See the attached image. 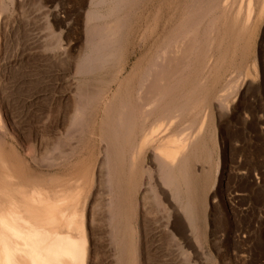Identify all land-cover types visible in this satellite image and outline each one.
Segmentation results:
<instances>
[{"label": "rangeland", "instance_id": "rangeland-1", "mask_svg": "<svg viewBox=\"0 0 264 264\" xmlns=\"http://www.w3.org/2000/svg\"><path fill=\"white\" fill-rule=\"evenodd\" d=\"M91 1L0 0V177H4L7 182L5 187L8 193L11 191L10 197L15 194L20 199L26 197L27 201L30 200L28 205L37 207L38 210L37 208L35 210L39 212L45 210V204L34 201L33 198L38 200L48 198V203L55 205V211L60 207L59 211L67 204L69 207L73 205L74 211L78 212L76 215L71 214L77 224L75 230L51 235L39 234L36 240L40 241L39 237L43 240L36 241L35 245L40 246V249L52 243H55V246L58 243L74 245L75 250L79 249V262L82 264H188L189 262V264H264L262 0H251L253 16L240 38V41L244 39L241 42L236 41L228 32L237 9L242 10V7L245 9V6L247 9L249 0H129L128 3L126 0H121L118 8L112 6L114 0ZM111 1L113 2L110 3ZM227 2L229 4H226ZM90 9L93 13L89 11ZM246 9L241 12L244 14ZM94 11L97 13L95 14ZM116 12L117 15L119 14L117 19L119 35L116 38L118 55L105 68L98 67L96 70L88 71L87 65L95 55L93 50L96 51L98 45V39L92 33L93 29L100 24V19L102 24L104 19L109 20L114 16L117 18ZM98 14L100 19H97ZM204 14H209V20L205 23L198 21L195 31L189 32L192 24L194 25V22ZM237 22L240 28V19ZM212 23L215 25V31L211 30ZM175 25L183 28L177 35V40H184L183 45L191 44L192 37L196 40L194 43L196 52H193L191 58L192 66L185 69L186 71L182 69L183 73L179 75L183 78L179 85L180 91H186L190 87V79L194 78L197 86L201 85L202 88L209 86L210 89L209 94L200 92L196 97L200 104L198 108L200 112H196L195 115L184 114L176 124L178 127L175 125L177 130L186 129L187 133L198 129L202 120L208 118L204 122V126L206 124L207 126L202 130L201 142L199 141L201 144L198 150H194L196 153H192L187 171L181 174L183 183L180 187L179 199H182V202L176 203L178 210L176 207L175 212L172 213L171 210L172 216L168 212L170 208L167 206V201L160 196L161 192L156 187L158 172L155 171L153 174L148 172L147 162L142 164L146 165L144 169L140 163L135 164L138 171L135 191L132 195L123 194V180L131 164L128 160L129 143L122 142L120 148L123 150L122 157L120 156L123 170L119 168V162H114L116 153L109 150L113 144L109 130L101 126L105 116V102L109 95L100 91L111 83L113 91H121L119 97L127 96L126 91L136 87L139 72L155 60L160 53L159 49L174 43L171 34ZM221 43L222 47L218 45ZM90 47L93 49L91 50ZM224 55H226L224 67L220 70L218 79L213 82L212 75L206 69L212 68L216 61L217 64H222ZM227 60L230 62L228 63ZM82 62H85L84 66ZM126 68L127 72H125ZM200 69L205 70V74L204 72L198 74ZM78 72L81 75L78 76ZM103 77L104 79L107 77V81L102 80ZM112 81L118 84L114 85ZM89 86L91 88H87ZM93 92L95 93L91 94ZM133 95L134 93L130 94L131 101L135 99ZM219 97L226 99L227 109L221 107ZM116 98H118L117 94L115 100ZM183 100V97L178 98L176 103L184 104L186 101ZM169 107L172 108V104H169ZM76 108L78 110L75 114ZM79 114H83L85 120ZM78 116L81 118L78 119ZM154 117L149 121L148 129ZM73 118L74 121L77 118L75 122L72 121ZM166 125L167 123L163 121L161 128L164 129ZM140 130V128L136 129L138 133ZM149 156H153V153H149ZM163 176L159 178L162 182ZM17 187L20 190L15 189L14 192L13 188ZM110 189L113 192H109ZM161 189L164 192L168 190L166 194L169 192L170 195H167L169 199L175 197L172 185H162ZM17 190L20 191L19 195ZM24 192L30 198L24 197ZM112 193L115 195L113 196ZM62 203L64 205L61 207ZM187 203L194 215V226L189 224L183 209ZM108 204L114 206L108 207ZM40 206L43 208L41 211ZM103 206L105 208L107 206L109 211L105 209L104 213ZM55 211L54 213L58 214ZM113 212L116 215L112 216ZM66 237L69 240H66ZM54 239L56 242H52ZM186 255H189L188 260Z\"/></svg>", "mask_w": 264, "mask_h": 264}, {"label": "bare ground", "instance_id": "bare-ground-1", "mask_svg": "<svg viewBox=\"0 0 264 264\" xmlns=\"http://www.w3.org/2000/svg\"><path fill=\"white\" fill-rule=\"evenodd\" d=\"M93 1V0H92ZM91 1V2H92ZM95 1V0H94ZM104 2H106L105 0H102ZM108 1V0H107ZM120 1L121 0H114L111 1L110 3H112V6H114V8H118L120 7ZM127 1V2H126ZM125 2L128 3L129 0H126ZM132 1V0H130ZM136 1V0H135ZM195 1V0H194ZM199 1V0H198ZM203 1V0H202ZM220 1V0H219ZM96 2H99L96 0ZM104 2H102V4H104ZM124 2V1H123ZM214 2V1H213ZM220 3V2H219ZM240 3V2H239ZM251 0H249L247 9L245 6V13L243 14L241 11L245 10L242 7L241 9H237L234 20L231 21L230 23V28L228 32V34H231L232 36L235 37L236 41H240L241 36L243 35V32L245 29H247L246 27L249 25L250 20L252 18V8H251ZM259 3V2H258ZM90 4V3H89ZM97 4V3H96ZM100 4V3H99ZM97 4V5H99ZM226 4H229V2H227ZM101 5V4H100ZM110 6V7H112ZM123 5H121L122 7ZM201 6V5H200ZM199 6V7H200ZM228 6V5H227ZM233 6V5H232ZM231 6V7H232ZM244 6V5H243ZM253 6V5H252ZM258 6V5H257ZM256 6V7H257ZM97 7V6H96ZM106 7V6H105ZM124 7V6H123ZM126 7V6H125ZM187 7V5H186ZM190 7V6H189ZM202 7V6H201ZM218 7V6H217ZM261 11H264V0H262V5H261ZM113 8V7H112ZM111 8V9H112ZM192 8V7H191ZM91 9H93V7H91ZM89 10L90 12H92V10ZM94 9H96L94 7ZM107 9V8H106ZM110 9V8H108ZM123 8H121L122 11ZM125 9V8H124ZM187 9V8H186ZM198 9V7H197ZM196 9V10H197ZM2 10V9H1ZM115 10V9H114ZM113 10V11H114ZM192 10V9H191ZM195 10V9H194ZM204 10V9H203ZM215 9H213L214 11ZM101 11V10H98ZM106 11V10H105ZM120 11V12H121ZM127 11V10H126ZM187 11V10H184ZM189 11V10H188ZM118 12V11H117ZM117 12L115 13V15H117ZM193 12V11H192ZM195 12V11H194ZM93 13V12H92ZM95 13V11H94ZM97 13V12H96ZM95 13V14H96ZM99 13V12H98ZM129 13V12H127ZM198 13V12H197ZM221 13V12H220ZM229 13V12H228ZM241 13L243 14V16L241 15ZM263 13V12H262ZM112 14V13H111ZM114 14V12H113ZM113 14L111 16H113ZM122 14V13H121ZM132 14V13H131ZM185 14V13H184ZM189 14V13H188ZM192 14V13H191ZM261 14V13H260ZM103 15V14H102ZM106 15V14H105ZM109 15V12H108ZM119 15V14H118ZM117 15V18H111V19H102L103 23L101 24V17L98 14V18L100 19V24H98L96 26L95 29H93V34L96 35L97 39H98V45H96V51L93 50L95 52V55L93 56L92 60L89 61L88 65H87V69H89L88 71H92V70H96V68H101V67H106V65L114 60L117 55H118V42L116 41L118 38L117 35H119V30H118V20L119 16ZM123 15V14H122ZM130 15V14H129ZM187 15V14H186ZM211 15V14H210ZM262 15V14H261ZM93 16V15H92ZM131 16V15H130ZM191 16V15H190ZM194 16V15H193ZM96 17V16H95ZM123 17V16H122ZM183 17V16H182ZM209 14H204L202 15L198 20H196L197 22H194V25L192 24L191 30L189 32H194L195 31V27H196V23H198V21L202 22L209 20ZM229 17V16H228ZM94 18V17H93ZM129 18V17H128ZM91 19V15L89 14L88 17V22ZM123 19V18H121ZM216 19V18H215ZM240 19V24L241 27L238 28L237 26V20ZM130 20V19H128ZM187 20V19H186ZM189 20V19H188ZM87 21V20H86ZM98 21V22H99ZM174 21V20H173ZM228 21V20H227ZM97 22V21H96ZM176 22V21H175ZM222 22V21H221ZM252 22V21H251ZM255 22V20H254ZM90 23V22H89ZM93 23V22H92ZM201 23V24H202ZM215 23V22H214ZM214 23H212L211 26V30H214ZM227 23V22H226ZM217 24V23H216ZM89 25V24H88ZM176 27L172 30V40H173V44L169 45L167 47H161L160 53L157 54L156 58L154 61L150 62V64H148V66L146 65V68L142 69V71L139 72V76H138V84H136V87H132L131 90H127L126 91V95L125 97H119V91H113L112 87H111V83L108 84V86L103 89L102 91H100V93L104 94L106 93L108 100L105 102V116L103 117L102 121H101V126L106 128L107 130H109V136L112 137V141L113 144H111V147L109 148V150H111L112 152L116 153L117 157L115 158L114 162H119L120 167L119 168H123L124 170V166L121 165L122 164V160L120 158L121 156V152H123V150H121L120 148H122V142L123 143H129L128 148L129 149V162L131 163L129 165V172L126 174L125 173V177L123 180L124 183V187L123 188V194L124 195H132L134 188H135V184L137 181V177H138V171L137 168H135V164L138 162L140 163V165L144 164L145 162H147L149 165L147 166V171L152 173L157 171L158 172V181L156 179L155 183H156V187H158L159 191L161 192L160 196L165 199L167 201V206H169L168 208H170L168 211L169 213L172 210L175 212L176 209V203H179L182 199H179L180 196V187L182 186V180H181V174H183L185 172V170L187 169V165L189 160L191 159L190 157L193 155L192 153H196V150L199 146V144H201L200 142V138H201V134H202V130H205L204 127L207 126V124L204 126V122H206L205 120L208 119L205 116L203 120L200 118V120H202V124L200 125V127L196 130H193L191 132H185V130H177L175 127L177 126L176 124L181 120V117L184 114H189L192 115L197 112L199 113L200 111L198 110V108L200 107V104L197 101V95L200 92H206L205 95L209 94V89L210 87L207 86L205 88H202L201 85L197 86L196 83H194V81L196 80L194 79H190V87L185 91H180L179 85L180 83H182V76H179L181 74V72L183 71L182 69H188V67L191 65V58L193 55V52L196 50V47L194 45L195 43V38L192 37L190 38L191 44H187V45H183L184 40L178 39L177 40V35L179 34V32H181L183 30V28L179 25H175ZM203 26V25H202ZM205 26V25H204ZM253 26V25H252ZM90 27V25H89ZM200 27V26H199ZM220 27V26H219ZM224 27V25H223ZM254 27V26H253ZM88 28V26H87ZM250 28V27H249ZM89 29V28H88ZM125 29V28H124ZM165 29V28H164ZM186 29V28H185ZM200 30V28H198ZM223 29V28H222ZM90 30V29H89ZM220 30V28H219ZM87 31V30H86ZM125 31V30H124ZM215 31V30H214ZM200 32V31H199ZM197 32V33H199ZM91 33V34H92ZM125 33V32H124ZM211 33V32H210ZM220 33V32H219ZM249 33V32H248ZM190 34V33H189ZM188 34V35H189ZM213 34V33H212ZM223 34V33H222ZM226 34V33H225ZM95 35H93L95 37ZM186 35V34H184ZM198 36V34H196ZM220 35V34H219ZM183 36V34H182ZM190 36V35H189ZM200 36V35H199ZM249 36V34H248ZM88 37V36H87ZM95 37V38H96ZM125 37V35H124ZM187 38V36H184ZM229 37V36H228ZM246 37V36H245ZM244 38V37H243ZM90 39V38H89ZM167 39V38H166ZM165 39V40H166ZM198 39V37L196 38ZM220 39V38H219ZM229 39V38H227ZM88 40V39H87ZM93 40V39H91ZM164 40V43H166V41ZM168 40V39H167ZM202 40V39H201ZM244 41V39H242ZM241 40V41H242ZM95 41V40H93ZM171 41V40H170ZM203 41V40H202ZM205 41V40H204ZM240 41V42H241ZM122 42V41H121ZM239 42V44H240ZM89 43V42H88ZM156 43V42H155ZM172 43V42H171ZM170 43V44H171ZM226 43V42H225ZM243 43V42H242ZM123 44V43H122ZM198 44V43H197ZM91 45V44H90ZM121 45V44H120ZM221 45V47L223 46L222 43L218 44ZM238 46V44H237ZM246 46V45H245ZM159 47V48H160ZM199 47V46H198ZM197 47V48H198ZM229 47V45H228ZM232 47V46H231ZM236 47V45H235ZM89 48V47H88ZM215 48V47H214ZM90 49L92 50L93 48L90 47ZM158 49V48H157ZM199 49V48H198ZM212 49V48H211ZM210 49V50H211ZM221 50V49H220ZM239 50V49H238ZM158 51V50H157ZM156 51V52H157ZM215 50H212V52ZM225 51V50H224ZM90 52V50H89ZM92 52V51H91ZM155 52V53H156ZM196 52V51H195ZM230 52V51H229ZM228 52V54H229ZM235 52V50H234ZM209 53V52H208ZM217 53V52H216ZM219 53V52H218ZM232 53V52H231ZM236 53V52H235ZM238 53V52H237ZM87 54V53H86ZM92 53H90L91 55ZM94 54V53H93ZM125 54V53H123ZM195 54V53H194ZM221 54V53H220ZM246 54V51H245ZM88 55V54H87ZM85 55V56H87ZM205 55V54H204ZM208 55V54H207ZM84 56V57H85ZM200 56V55H199ZM218 56V54H217ZM89 57V55L87 56ZM92 57V56H91ZM90 57V58H91ZM155 57V56H154ZM202 57V56H201ZM208 57V56H207ZM214 57V56H213ZM211 57V58H213ZM232 57V56H231ZM89 58V59H90ZM124 58V56H123ZM126 58V57H125ZM124 58V59H125ZM226 55H224L222 57V64H217L214 63V65L212 66V68L207 67L206 71H208L209 74H211V81L215 82L216 79H218L217 77L219 76L220 70L224 67L223 63L225 61ZM87 59V60H89ZM185 59V60H184ZM194 59V58H193ZM207 59V58H206ZM215 59V57H214ZM217 59V58H216ZM237 59V58H236ZM84 60H86V57L84 58ZM123 60V59H122ZM121 60V62H122ZM126 60V59H125ZM153 60V59H152ZM211 60V59H210ZM83 61V59L81 60ZM128 61V60H127ZM206 61V60H205ZM228 61V60H227ZM226 61V62H227ZM233 61V60H232ZM115 62V61H114ZM129 62V61H128ZM195 62V61H194ZM212 62V60H211ZM230 61H228L229 63ZM85 63V62H84ZM84 63L82 62L83 66ZM143 63V62H142ZM80 64V65H82ZM127 64V63H126ZM113 65V63H112ZM115 65V63H114ZM118 65V64H117ZM194 65V64H193ZM204 65V64H203ZM108 66V65H107ZM110 66V65H109ZM125 66V65H124ZM127 66V65H126ZM140 66V65H139ZM192 66V65H191ZM208 66V65H207ZM210 66V65H209ZM226 66V65H225ZM228 66V65H227ZM81 67V66H80ZM86 67V66H85ZM84 67V70H85ZM115 66H113L114 68ZM77 68V67H76ZM108 68V67H107ZM106 68V69H107ZM192 68V67H191ZM82 69V68H79ZM78 69V70H79ZM86 69V70H87ZM103 69V68H102ZM110 69V68H109ZM112 69V68H111ZM227 69V68H226ZM85 70V71H86ZM115 70V68H114ZM138 70V69H137ZM229 70V69H228ZM112 72V70H110ZM125 71V70H124ZM186 71V70H185ZM205 70L202 71V69L199 70V73L204 72ZM227 71V70H226ZM77 72V71H76ZM94 72V71H93ZM106 72V71H105ZM104 72V73H105ZM127 72V68L126 71ZM190 72V71H189ZM197 72V71H196ZM88 74H90L89 72H87ZM102 72V74H104ZM183 73V72H182ZM193 73V71H192ZM79 72H78V76H79ZM95 74V73H94ZM106 74V73H105ZM205 74V72H204ZM221 74V73H220ZM81 75V74H80ZM85 75V74H84ZM97 75V73H96ZM99 75V74H98ZM101 75V74H100ZM110 75V74H109ZM185 75V73H184ZM107 76V75H106ZM178 76L180 78H178ZM188 76V75H187ZM208 76V75H207ZM87 77V76H86ZM198 77V76H197ZM80 78H83L80 76ZM107 78V77H106ZM106 78L104 79V77L102 78V80L107 81ZM111 78V77H110ZM113 78V76H112ZM121 78V76H120ZM137 78V77H136ZM223 78V77H222ZM86 79V78H84ZM98 79V77H97ZM96 79V80H97ZM118 79V77H117ZM213 79V80H212ZM81 80V79H80ZM88 80V79H87ZM92 80V79H91ZM101 80V79H100ZM111 80V79H109ZM120 80V79H119ZM201 79L199 78V81ZM90 81V80H89ZM94 81V80H93ZM117 81V80H115ZM189 81V80H188ZM210 81V79H209ZM218 81V80H217ZM221 81V80H220ZM79 82V81H78ZM135 82V81H134ZM81 83V82H80ZM85 83V82H83ZM113 83V81H112ZM207 83V82H206ZM210 83V82H208ZM220 83V82H219ZM230 83V82H229ZM228 83V84H229ZM73 84V83H72ZM101 84V83H100ZM114 84V83H113ZM116 84V82H115ZM114 84V85H115ZM118 84V82H117ZM116 84V85H117ZM135 84V83H134ZM205 84V83H204ZM227 84V85H228ZM230 85V84H229ZM228 85V87H230ZM92 86V85H91ZM100 86V85H99ZM120 86V85H119ZM98 87V86H97ZM188 87V86H186ZM232 87V86H231ZM82 88V87H81ZM87 88H91L90 86ZM86 88V89H87ZM102 88V87H101ZM117 88V86L115 87ZM79 90V88H78ZM90 91V90H89ZM94 91V90H93ZM98 91V90H97ZM98 91V94H99ZM88 93V91H86ZM91 92V91H90ZM96 92V91H95ZM95 92L91 93L94 94ZM121 92V91H120ZM211 92V91H210ZM111 93V94H110ZM134 93L133 98L135 96L134 101H131L129 99L130 94ZM212 93V92H211ZM83 94V92H82ZM116 94L118 95V98H116L115 100V96ZM77 96V95H76ZM100 96V95H99ZM211 96V95H210ZM83 97V96H82ZM105 97V96H104ZM184 98L183 101H186L184 104H177L176 100L178 98ZM208 97V96H206ZM217 97V96H216ZM78 98V97H77ZM89 98V97H88ZM111 98V99H110ZM168 98H170V100H167ZM90 99V98H89ZM87 99V100H89ZM104 99V98H103ZM102 99V100H103ZM210 99V98H209ZM82 100V99H81ZM99 100V99H98ZM221 107H227V102L226 99H224V97H219L218 98ZM86 101V100H85ZM91 101H94L91 99ZM182 102V101H181ZM83 103V102H82ZM93 103V102H92ZM180 103V102H179ZM204 103V102H203ZM210 103V102H209ZM85 104V103H84ZM89 104V103H86ZM169 104H172V108L169 107ZM79 105V103H78ZM81 105V104H80ZM83 105V104H82ZM93 105V104H92ZM91 105V106H92ZM98 105V104H97ZM75 106V105H74ZM90 106V107H91ZM82 107V106H81ZM85 107V106H84ZM94 107V106H93ZM87 108V107H85ZM97 108V107H96ZM101 108L102 104H101ZM208 108V107H207ZM206 109V107H205ZM227 109V108H225ZM78 108H76V112L77 113ZM101 110V109H100ZM99 110V111H100ZM198 110V111H197ZM208 110V109H207ZM70 111V110H69ZM68 111V112H69ZM84 111V110H83ZM203 111V110H202ZM113 112H115L113 114ZM72 113V112H71ZM82 113V110H81ZM99 113V112H98ZM101 113V111H100ZM103 113V112H102ZM196 113V114H197ZM207 113V112H206ZM70 114V112L68 113ZM85 114V111H84ZM202 114V112H201ZM204 114V113H203ZM81 115V114H79ZM83 115V114H82ZM81 115V116H82ZM75 116V115H74ZM81 116H78V119L81 118ZM85 116V115H84ZM88 116V115H86ZM92 116V115H91ZM155 116V117H154ZM161 116V117H159ZM209 116V115H208ZM55 117V116H54ZM69 117V116H68ZM83 117V116H82ZM101 117V116H100ZM152 124L150 125L149 129L148 127V123L149 121L152 119ZM185 117V116H184ZM84 118V117H83ZM82 118V119H83ZM102 118V117H101ZM198 118V117H197ZM72 119V118H71ZM70 119V120H71ZM77 118H75L76 121ZM199 119V118H198ZM85 120V118H84ZM74 121V118L73 120ZM74 121V122H75ZM165 121L167 123L166 127L164 129L161 128V124L162 122ZM73 122V124H74ZM89 122V121H88ZM91 122V121H90ZM197 122V121H196ZM82 123V122H81ZM87 123V122H86ZM176 125V126H175ZM179 125V124H178ZM196 125V124H195ZM75 126V125H74ZM83 126V125H82ZM211 126V125H210ZM178 127V126H177ZM197 127V126H195ZM85 128V126H84ZM137 128H140V133H138V131H136ZM194 128V127H192ZM77 129V128H76ZM148 129V130H146ZM162 129V130H161ZM179 129V128H178ZM208 129V128H207ZM126 133H123L124 131ZM211 130V129H210ZM164 131V132H163ZM209 132V131H208ZM211 132V131H210ZM82 133V132H81ZM205 133V131H204ZM207 133V131H206ZM206 135V134H205ZM208 135V134H207ZM208 137V136H207ZM206 138V136H205ZM133 140V141H131ZM204 140V139H203ZM104 141V140H101ZM200 141V142H199ZM205 141V140H204ZM203 141V142H204ZM207 141V140H206ZM205 141V142H206ZM204 142V144H205ZM208 142V141H207ZM206 142V143H207ZM121 143V144H119ZM206 146V145H205ZM203 147V146H202ZM204 148V147H203ZM200 149V148H199ZM208 149V146H207ZM198 150V149H197ZM200 151V150H199ZM209 151V150H208ZM211 151V148H210ZM107 152V150H106ZM125 152V151H124ZM203 152V151H202ZM149 153H153V156H149ZM209 153V152H208ZM207 153V154H208ZM201 154V151H200ZM125 155V154H124ZM212 155V154H211ZM210 155V156H211ZM196 156V155H195ZM122 157V156H121ZM197 157V156H196ZM206 157V154H205ZM107 159V158H106ZM105 159V160H106ZM125 159V158H124ZM197 159V158H195ZM202 159V158H201ZM200 159V160H201ZM199 160V159H198ZM206 160V159H204ZM203 160V161H204ZM200 162V161H198ZM208 162V161H207ZM127 163V162H126ZM146 163V164H147ZM108 164V163H107ZM146 166V165H145ZM144 165H142V168L145 167ZM128 167V166H127ZM106 168V167H105ZM191 168V166H190ZM144 169V168H143ZM105 170V169H103ZM126 171V170H125ZM187 171V170H186ZM189 171V170H188ZM102 172V171H101ZM104 172V171H103ZM144 172V171H143ZM107 173V172H106ZM110 173V171L108 172ZM190 173V172H188ZM186 173V174H188ZM103 174V173H102ZM105 174V173H104ZM146 174V173H145ZM185 174V175H186ZM112 175V174H111ZM144 175V174H143ZM155 175V174H154ZM161 175V176H160ZM164 175V176H163ZM4 176V175H2ZM106 176H108L106 174ZM145 176V175H144ZM162 178L163 176V182L161 180H159L160 177ZM190 176V175H189ZM149 177V176H148ZM186 177V176H185ZM193 177V176H192ZM105 178V176H104ZM110 178V177H109ZM108 178V179H109ZM187 178V177H186ZM106 179V178H105ZM107 179V180H108ZM105 180V181H107ZM112 180V179H111ZM200 180V179H199ZM104 181V180H103ZM122 181V179H121ZM141 181V179H140ZM143 181V180H142ZM149 181V180H148ZM108 182V181H107ZM106 182V184H107ZM7 182H5L4 177H0V264H82V262H79V258H80V252L79 249L75 250V248L73 247L74 245H70V244H62V243H58L57 246H55V243H52L50 246H46V247H41L38 245H35L36 237L39 234H45V235H51V234H59V232H67L69 233L70 230H75L77 227V224L74 222L73 217H71V214L78 213L77 210L76 212L74 211L75 209L73 208L74 206L71 205L70 207L66 204L64 206V208L62 207L64 205V203H62L60 206L62 207L59 211H58V207L57 208V212L58 214L54 213L55 211V205H51L48 203V198L46 200H43L42 198L38 199H34V201H41V203H44V208L45 210L44 213L43 211H41V206H40V211H37L38 208L34 207H30L28 205V202L25 198V196L28 197L27 193L25 194L24 192V197L25 198H18L15 195H13V197H10L8 191L6 190V184ZM104 183V182H103ZM111 185L112 182H110ZM121 183V182H120ZM149 183V182H147ZM192 183V182H191ZM105 184V185H106ZM185 184H187V182H185ZM193 184V183H192ZM104 185V186H105ZM143 185V184H142ZM151 185V184H150ZM162 185H172L173 187V195L175 194V197L173 196L172 200L169 199V192L168 194H166V192H164L161 189ZM201 185V184H200ZM97 186V185H96ZM10 187V186H8ZM16 187V185H15ZM140 187V185L138 186ZM165 187V186H164ZM62 188V187H61ZM64 188V187H63ZM106 188V187H105ZM154 188V187H153ZM167 188V187H166ZM14 192L15 189L20 190L18 187L17 188H13ZM109 189V188H108ZM107 189V190H108ZM151 189V186H150ZM157 189V188H156ZM170 189V188H169ZM190 189V188H189ZM18 190L16 192H18ZM66 190V189H65ZM112 189H110L109 192H113L111 191ZM153 190V189H152ZM182 190V189H181ZM23 191V190H22ZM21 191V192H22ZM26 191V190H25ZM106 191V190H105ZM185 191V190H184ZM57 192V191H56ZM62 192V191H61ZM102 192V191H101ZM107 192V191H106ZM117 192V191H116ZM120 192V191H119ZM158 192V191H157ZM183 192V191H182ZM192 192V191H191ZM195 192V191H194ZM20 191L17 193V195H19ZM31 193V192H30ZM37 193V192H36ZM64 193V192H63ZM144 193V192H143ZM146 193V192H145ZM23 194V193H21ZM20 194V196H21ZM98 194V193H97ZM111 194V193H110ZM113 194V193H112ZM139 194V193H138ZM159 194V192L157 193ZM195 194V193H194ZM12 195V194H11ZM105 195V194H104ZM107 195V194H106ZM115 194H113L114 196ZM141 195V194H140ZM168 195V196H167ZM184 195V194H183ZM15 196V197H14ZM23 196V195H22ZM31 196V195H30ZM40 196V195H39ZM65 196V195H64ZM35 197V195H34ZM37 197V196H36ZM100 197V196H98ZM102 197V196H101ZM112 197V196H111ZM141 197V196H140ZM146 197V196H145ZM155 197V195H154ZM193 197V194H192ZM32 198V197H31ZM38 198V197H37ZM44 198V197H43ZM118 198V196H117ZM161 198V199H162ZM196 198V196H195ZM45 199V198H44ZM101 199V198H100ZM107 199V198H106ZM113 199V197H112ZM111 199V200H112ZM138 199V198H137ZM160 199V200H161ZM190 200V198H188ZM68 200V199H67ZM102 200H104V198L102 197ZM119 200V199H118ZM128 200V199H127ZM143 200V199H142ZM147 200V199H145ZM164 200V201H165ZM195 200V199H194ZM32 201V200H31ZM74 201V200H73ZM100 201V200H99ZM131 201V200H130ZM144 201V200H143ZM97 202V201H96ZM109 202V201H108ZM113 202V201H112ZM111 202V203H112ZM150 202V201H149ZM162 202V201H161ZM182 202V201H181ZM184 202V201H183ZM32 203V202H31ZM52 203V202H51ZM73 203V202H72ZM191 203V202H190ZM195 203V201H194ZM30 204V203H29ZM93 204V203H92ZM114 204V203H113ZM146 204V203H145ZM186 204V203H185ZM193 204V203H192ZM36 205V204H35ZM99 205V204H98ZM101 205V204H100ZM106 205V204H105ZM141 205V204H140ZM163 206L165 205L164 202L162 204ZM180 205L182 206V204L180 203ZM184 205V204H183ZM194 205V204H193ZM108 207H112L109 206V204L107 205ZM104 207V213L107 210V207ZM162 206V207H163ZM190 205L189 203H187L186 206H183L185 215L188 219V222L190 225H193V219H194V215L192 214V211L190 210ZM35 208H37V210H35ZM165 208V206H164ZM177 208V207H176ZM179 208H181L179 206ZM106 209V210H105ZM101 210V209H100ZM130 210V207H129ZM168 210V209H167ZM178 210V208H177ZM55 211V212H56ZM67 211V213H66ZM109 211V210H107ZM114 211H116L114 209ZM164 211V210H163ZM180 211V210H179ZM60 212V213H59ZM70 212V213H69ZM80 213V212H79ZM100 213V212H99ZM140 213V212H139ZM166 213V211H165ZM108 217H109V212L107 213ZM114 212L113 215L114 216ZM168 214V213H167ZM171 214V213H170ZM169 214V215H170ZM182 214V213H181ZM116 215V214H115ZM141 215V214H140ZM173 216V214H171ZM175 215V214H174ZM79 216V215H78ZM77 216V217H78ZM111 216V217H112ZM122 216V215H121ZM176 216V215H175ZM75 217V216H74ZM76 217V218H77ZM110 217V218H111ZM178 217V216H176ZM175 217V218H176ZM123 218V217H122ZM156 218V217H155ZM170 218V217H168ZM172 218V217H171ZM119 219V218H118ZM130 221V218H128ZM159 219V218H158ZM184 219V218H182ZM186 219V220H187ZM179 220V219H178ZM185 220V219H184ZM128 221V222H129ZM167 221V220H166ZM168 221H170V219H168ZM167 221V222H168ZM176 221V220H175ZM122 222V221H121ZM171 222V221H170ZM195 222V221H194ZM169 223V222H168ZM166 223V224H168ZM172 223V222H171ZM186 223V221H185ZM123 224V223H122ZM132 224V223H131ZM173 224V223H172ZM130 225V224H129ZM187 225V224H186ZM195 225V224H194ZM193 225V226H194ZM168 227V226H167ZM170 227V224H169ZM168 227V228H169ZM190 227V226H189ZM120 228V227H119ZM118 229V228H117ZM116 229V230H117ZM121 229V228H120ZM82 230V229H81ZM132 230V229H130ZM170 230V229H169ZM168 230V231H169ZM195 231V230H194ZM78 232V231H77ZM133 232V231H131ZM191 232V231H190ZM178 233V232H177ZM82 234V233H81ZM117 234V233H116ZM194 234V233H193ZM119 235V234H118ZM184 235V234H183ZM189 235V234H188ZM197 235V234H196ZM195 236V234H194ZM193 236V237H194ZM50 237V236H48ZM129 237V236H128ZM191 237V234H190ZM196 237V236H195ZM38 238V237H37ZM42 238V237H41ZM51 238V237H50ZM54 238V236H53ZM192 238V237H191ZM197 238V237H196ZM66 240H69V238H65ZM82 239V237H81ZM187 239V238H186ZM195 239V238H194ZM40 241L37 242H41ZM45 240V239H44ZM52 240V239H50ZM134 240V239H132ZM183 240V239H182ZM30 242L29 244L32 245L30 246L27 242ZM56 242V240L54 239L52 242ZM81 241V240H80ZM130 241V239H129ZM179 241V240H178ZM196 241V240H195ZM198 241V240H197ZM36 242V243H37ZM116 242V241H115ZM47 243V242H46ZM49 243V242H48ZM51 243V242H50ZM119 243V242H118ZM129 243V242H128ZM131 243V242H130ZM199 243V242H198ZM29 245V247H28ZM80 245V244H79ZM119 245V244H118ZM124 246V245H123ZM132 246V245H131ZM79 248V246H78ZM135 249V248H134ZM181 249V248H180ZM136 250V249H135ZM187 251V250H186ZM133 252V250H132ZM180 252V251H179ZM182 252L185 253L184 250H182ZM130 253V252H128ZM187 254V253H185ZM190 255V254H189ZM186 255V259L188 260V256ZM183 256V255H182ZM84 259V258H83ZM133 260V259H132ZM184 262V261H183ZM125 263V262H124ZM190 263V262H189ZM188 263V264H189ZM132 264V263H131ZM134 264V263H133Z\"/></svg>", "mask_w": 264, "mask_h": 264}]
</instances>
